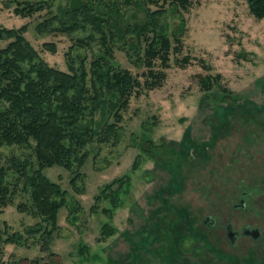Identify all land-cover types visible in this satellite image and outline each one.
<instances>
[{
    "label": "rangeland",
    "instance_id": "1",
    "mask_svg": "<svg viewBox=\"0 0 264 264\" xmlns=\"http://www.w3.org/2000/svg\"><path fill=\"white\" fill-rule=\"evenodd\" d=\"M13 9L0 0V26L28 23L25 35L41 55L68 69L66 52L83 33L39 32L43 14L22 17ZM162 21L170 33L184 21V54L193 62L173 64L162 87L131 98L116 143L87 146L82 192L72 186L71 171L44 169L68 193L49 251L41 234L23 244L3 241L40 221L19 208L30 202L20 181L14 202L0 211V264H264V19L247 0H193L187 11L168 5ZM116 58L134 73L143 69L121 50ZM216 73L220 82L204 89L200 76ZM0 152L6 162L31 150L3 145ZM115 178L125 180L115 184L117 206L110 196L97 199ZM104 223L115 230L103 238ZM245 226L258 236L246 235ZM229 227L239 232L234 241Z\"/></svg>",
    "mask_w": 264,
    "mask_h": 264
},
{
    "label": "trees",
    "instance_id": "2",
    "mask_svg": "<svg viewBox=\"0 0 264 264\" xmlns=\"http://www.w3.org/2000/svg\"><path fill=\"white\" fill-rule=\"evenodd\" d=\"M5 1L7 6L14 4L19 16L43 14L39 32L83 33L67 50L68 69L64 70L49 64L26 37L28 23L0 26V43L5 42L0 45V147L20 145L31 150L26 156L11 155L6 162L0 152V211L14 202L23 180L30 202L20 203L19 208L40 217L25 233H9L3 241L23 244L41 234V248L49 251L68 193L44 169L59 165L71 171L72 186L82 192L78 181L88 158L87 146L116 143L131 98L162 87L173 64L186 67L193 62L190 54H184V21L172 33L162 21L168 5L187 11L193 0H67L57 6L54 0ZM247 1L251 13L264 19V0ZM43 47L57 51L55 42H45ZM80 49L91 50L93 56ZM117 49L142 71L134 73L122 66ZM221 77L204 75L199 82L209 90ZM11 171L18 174L14 180ZM117 182L122 187L125 180L113 179L97 199L110 196L117 206ZM114 230L104 223L101 237ZM30 263L40 264V260Z\"/></svg>",
    "mask_w": 264,
    "mask_h": 264
},
{
    "label": "water",
    "instance_id": "3",
    "mask_svg": "<svg viewBox=\"0 0 264 264\" xmlns=\"http://www.w3.org/2000/svg\"><path fill=\"white\" fill-rule=\"evenodd\" d=\"M207 221H208L209 224H213L214 223V219L213 218H208ZM251 234L254 235L255 237H257L258 236V231L257 230H253L251 232ZM234 235H235V233L233 232L232 228L229 227V236H230L232 241H234Z\"/></svg>",
    "mask_w": 264,
    "mask_h": 264
},
{
    "label": "flooded vegetation",
    "instance_id": "4",
    "mask_svg": "<svg viewBox=\"0 0 264 264\" xmlns=\"http://www.w3.org/2000/svg\"><path fill=\"white\" fill-rule=\"evenodd\" d=\"M253 230H257V229H251L250 226H245L244 229H243V232L246 235H250ZM233 232L235 233L234 238L239 236V232L238 231H234L233 230Z\"/></svg>",
    "mask_w": 264,
    "mask_h": 264
}]
</instances>
